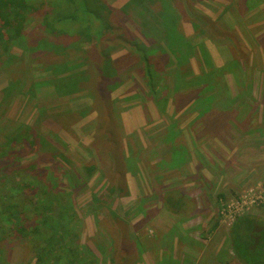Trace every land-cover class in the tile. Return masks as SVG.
Masks as SVG:
<instances>
[{
	"label": "rangeland",
	"instance_id": "rangeland-1",
	"mask_svg": "<svg viewBox=\"0 0 264 264\" xmlns=\"http://www.w3.org/2000/svg\"><path fill=\"white\" fill-rule=\"evenodd\" d=\"M102 1L122 32L106 46L64 42L33 15L26 34L57 51L13 47L0 59V197L22 193L25 209L28 197L51 191L77 216L82 264H156L159 253L170 256L164 264H240L227 242L233 220L264 217V0ZM164 23L180 41H166ZM181 52L195 83L175 76ZM144 54L162 75L155 95ZM107 58L116 75L102 77ZM74 60L82 91L60 96L44 67ZM214 94L216 110L206 106ZM28 132L49 144L25 147ZM171 190L189 201L185 216L165 209ZM4 239L0 264H47L22 237Z\"/></svg>",
	"mask_w": 264,
	"mask_h": 264
},
{
	"label": "trees",
	"instance_id": "trees-1",
	"mask_svg": "<svg viewBox=\"0 0 264 264\" xmlns=\"http://www.w3.org/2000/svg\"><path fill=\"white\" fill-rule=\"evenodd\" d=\"M96 1L101 2L99 9L94 8L92 4ZM135 2L149 5L153 1L135 0ZM175 2V0H171L170 6L173 7V3L176 4ZM129 6L127 5V7ZM127 7L121 9L120 12L123 14V11H125L126 14ZM114 14H118L117 11L110 9L102 0H0V59L9 56L8 54L13 47H22L27 52L35 50L33 47L39 45L36 49H43L41 51L42 57L57 51L56 46L43 40L31 39L26 34L27 25L33 21V15H39L37 20L43 29L62 38L64 42H69L70 40L66 41L68 38H77V40L85 41L92 47L99 49L106 46V43L118 36L121 31V25L116 23L113 18ZM156 23L161 24L162 21L159 23L156 20ZM163 25L166 29L165 36L167 35V39H165L168 43H171L169 40L174 38L175 40L179 39L178 41L181 40V36L176 37L177 31L172 32V28L165 23ZM124 30L127 31L125 28ZM125 34L119 36L124 38L125 43L132 44V40L128 39L127 34ZM169 47L171 50L173 45L169 44ZM183 56L182 52L177 56L179 68L175 72V76L182 84L185 82L195 83L199 76L191 74L189 68L186 69V61L183 60ZM185 58L187 59V57ZM139 59L142 64L141 72L150 94L155 95L158 91H161L160 83L163 81L160 79H162V75L147 55L144 54ZM80 65L75 60L48 62L47 66L44 67V71L51 78L45 80V82L47 81V84L51 87L53 85L54 92L60 96L76 95L82 91V86L85 83ZM95 69L98 70L97 66ZM212 71L216 73L218 69L213 68ZM110 73L115 74L116 70L112 67L110 59L107 58L100 74L102 77H108ZM204 80H207V82H205L203 88L208 89L212 86L209 85L208 81H213L212 77L207 75V79L204 78ZM216 98L219 99L220 95L214 94L206 98V106L208 105L209 109H217L215 105ZM200 99L201 96L198 95L194 100L198 102ZM28 128L31 129L30 126L26 127V129ZM32 134L31 132L23 134L22 141L25 147H28L29 144L31 146L30 142L36 140L39 149L49 144L44 139L42 143ZM31 139L32 141H30ZM2 152H5V155L9 154V150L6 151V149ZM28 169L32 171L36 169V166L30 164ZM92 171L93 168L89 169L90 173ZM5 176H0V181ZM24 181L27 183L26 188L33 186L30 179ZM4 185L5 187L7 185L5 181ZM23 185H25L24 182L19 184L20 189L24 187ZM46 188L47 186L45 190L49 191ZM49 194H52L51 191ZM49 194L46 192L47 197L45 198L46 195L28 197L29 204L26 205L27 208L25 209H23L21 203H18L22 199V193H18V196H15L13 200L11 197L1 196L0 242H3L4 238L7 239L9 234L11 236L17 235L30 244L36 254V261L47 264H82V252L79 250L78 243L79 233L75 229L77 216H72L67 208L68 206L61 202L57 203L56 198L48 197ZM164 207L167 211L182 216H185L190 210L189 201L185 199L182 192L177 190L165 193ZM3 222L8 226H4ZM213 229H215V226ZM227 242L229 252L240 264H264V217L253 214L237 216L228 230ZM169 257L167 254L159 253L156 256V264L166 263ZM0 258H3L1 249Z\"/></svg>",
	"mask_w": 264,
	"mask_h": 264
},
{
	"label": "built area",
	"instance_id": "built-area-1",
	"mask_svg": "<svg viewBox=\"0 0 264 264\" xmlns=\"http://www.w3.org/2000/svg\"><path fill=\"white\" fill-rule=\"evenodd\" d=\"M235 218H236V217H235ZM234 220H235V219H234ZM234 220H233V221H234ZM232 223H233V222H232Z\"/></svg>",
	"mask_w": 264,
	"mask_h": 264
}]
</instances>
